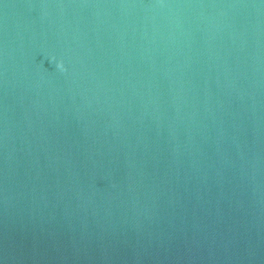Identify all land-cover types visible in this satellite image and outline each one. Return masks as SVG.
Instances as JSON below:
<instances>
[{
  "label": "water",
  "instance_id": "95a60500",
  "mask_svg": "<svg viewBox=\"0 0 264 264\" xmlns=\"http://www.w3.org/2000/svg\"><path fill=\"white\" fill-rule=\"evenodd\" d=\"M0 264H264V0H0Z\"/></svg>",
  "mask_w": 264,
  "mask_h": 264
}]
</instances>
